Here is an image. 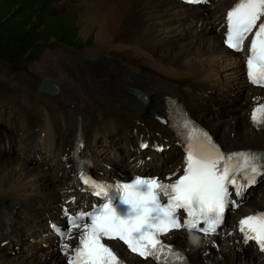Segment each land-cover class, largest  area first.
Masks as SVG:
<instances>
[{
	"label": "bare ground",
	"instance_id": "6f19581e",
	"mask_svg": "<svg viewBox=\"0 0 264 264\" xmlns=\"http://www.w3.org/2000/svg\"><path fill=\"white\" fill-rule=\"evenodd\" d=\"M234 1L219 0L217 3L213 0L212 4H216L214 8L210 10L205 8L202 12H195L193 7L189 9L174 0H91V6L86 4L89 7L86 12H83L78 25L81 27L80 34L82 36L92 35V45L95 49L87 53L85 58L94 60V62L102 59L106 65L97 68L93 65L94 62L85 61L83 56L80 60H75L69 56L79 64L72 62L66 55L59 54L55 57L57 61L55 66L59 67L60 65L67 72L62 75L59 74V69L56 71L55 66L52 67L53 59L45 57L42 61L44 66L41 67V63L39 64L38 74L44 80L54 83L58 94L50 97L42 92L43 89L42 91L40 88L38 89V86L32 87L30 91L35 99L41 97L57 103V115L45 107L39 109L40 114L45 116V124L43 126L33 123L31 127L34 132H37V134L34 133L35 137H43L48 155L53 154L51 151L49 154V150L58 147L56 155L59 157L57 159L63 161L64 164L61 167V164L57 162L55 169L50 172V178L46 177L40 181H35L45 165L42 160V166L39 168L38 166L25 167L12 158L7 159V161L0 159V205L3 204L0 208L9 211L11 214L15 206H20V210L32 209L27 211L29 221L25 219V224H18L11 217H6L5 212L0 217V231L5 233L0 235L9 238L13 243L12 247L25 242L20 241L22 240L19 237L20 233L14 234L13 231L23 227L27 228L33 237L43 235L44 232L39 228L42 219L46 216L55 218L57 207L59 208V205L67 198L76 194L74 178L71 176L74 173V167L73 165L68 167L69 162L65 159L69 156H64L71 152V150L66 151V148L72 147L77 131L80 133L81 142L86 148L91 147L95 141L94 137L100 134L105 140L114 134V137L119 136V139L125 140L126 138L125 144H130L131 139L127 135L115 134L110 121L112 111L120 112L123 115L126 114L125 112L136 111L134 115L136 120L140 122L146 120L148 133L156 132L163 136L162 134L166 133L167 130L157 123L155 117L158 114H167L169 108H166L167 97L172 96L185 108L192 119L204 125L215 138L221 140L228 148L264 150V129H259L251 118L253 110L259 105H264V90L254 88L246 82L244 58L240 54L228 52L222 46L224 31L218 29L226 10ZM184 19L190 20L189 23H185L186 27H166L167 24L172 26L173 22L180 23ZM164 35L169 37L175 35L176 37L169 41V45L165 49L161 44ZM159 47L161 48L160 52ZM227 56H232L233 62L223 64ZM115 62H121V64L115 67ZM81 64L87 69H81ZM240 64L242 69L238 67ZM76 66L83 76L79 77L77 69L75 70ZM93 66L94 72H92ZM231 66L236 67L232 68ZM50 67L53 69L52 74L50 69L48 70ZM228 67L234 69L231 76L235 80L233 84L235 89L242 95L240 103L227 106L226 110L214 115L197 113L196 109L210 99L209 94L212 95L213 93L210 87L220 82L221 73L227 71ZM105 80L108 84L104 86L102 84ZM71 82L78 83L89 99H104V104L101 105L100 109L84 108V106H89L84 99L85 97L82 100V95V97L79 95L80 98H76L75 95H65L61 91L63 87L68 88ZM128 87H136L146 93L149 101L147 109L150 110L149 114L152 121L146 119L149 116H146L145 109L137 105L134 98L127 93ZM0 88L3 92L0 97L8 98L9 90L6 89V86L2 84ZM41 94H44L45 97ZM116 96L119 98L118 102L112 99ZM69 99L77 102V105L75 107L71 105ZM66 101L68 105H66ZM81 110L87 112L89 116L86 122L87 115ZM77 117L80 118L77 119ZM26 118L28 120V117ZM53 127L60 128L58 145H56ZM40 132H42V137L39 136ZM178 155L180 156L179 159L177 156L174 157L175 162H179L181 159V154ZM115 156L116 154L110 157L109 161L94 157L97 159L94 160L93 166L100 167L103 173L101 174V170L98 168L92 170L97 174L114 176L115 172H111V169H108L109 166L118 170L125 166V162H123L125 158L119 159ZM32 157H34L33 154ZM72 159L73 157L70 158V161ZM104 165L109 166L104 169ZM117 165L120 167L118 168ZM86 167L89 168L88 165ZM48 171L50 170H46V172ZM60 171L66 172L65 177L58 176L61 175ZM57 172L58 181L62 180L61 186L55 190V195L45 196L38 188L50 192V185L56 180L54 175ZM22 186L25 187V190ZM77 197L79 200L80 195ZM263 209L264 204H259L257 197H255L253 200L247 201L245 206L238 211L237 216L242 217L245 214L255 213ZM37 210L41 211V216ZM4 216L5 218H3ZM169 237H171L170 241L179 244L180 248L187 253L190 264H206L204 262L211 256L213 258L210 264H264L255 253L248 248H237L238 245L236 244L232 246L233 248L228 246L227 250L224 249L220 253L209 250V255L206 256L207 241L203 238L189 237L183 232L170 234ZM33 246L37 247L38 250L22 257H18L17 254L10 253V251L0 253V264H64L54 249L42 251L36 244ZM130 261L134 264H152L134 257H130Z\"/></svg>",
	"mask_w": 264,
	"mask_h": 264
},
{
	"label": "snow or ice",
	"instance_id": "6c2138e0",
	"mask_svg": "<svg viewBox=\"0 0 264 264\" xmlns=\"http://www.w3.org/2000/svg\"><path fill=\"white\" fill-rule=\"evenodd\" d=\"M205 2L185 0L188 4ZM262 17L264 0H237L227 14L226 43L229 48L242 52L244 41L252 35L246 65L248 78L253 84L264 87ZM251 118L254 124L264 126V105L256 107ZM201 135L203 140L198 147L192 142L197 138L188 137L183 175L171 183L156 178H137L132 183L116 185L118 203H114L116 197L109 196L111 186L85 178L84 183L93 194L103 196L106 202L92 213H80L78 217L70 218L69 228L61 233L66 241L77 240L75 247L64 244L66 254H69L68 264H126L113 246L103 242L105 240L122 241L143 259L151 257L161 261L166 249L171 253L160 240L161 235L174 229L202 231L205 236L215 234L223 223L225 211L230 206H240L233 195L242 197L243 192L256 183L258 176H264V155L245 152L225 155L212 144L206 133ZM180 209L187 218L181 219ZM201 221L205 225L203 228L198 227ZM75 229L80 231L73 237ZM239 231L245 242L254 240L264 252V213L242 218Z\"/></svg>",
	"mask_w": 264,
	"mask_h": 264
},
{
	"label": "rangeland",
	"instance_id": "374dc122",
	"mask_svg": "<svg viewBox=\"0 0 264 264\" xmlns=\"http://www.w3.org/2000/svg\"><path fill=\"white\" fill-rule=\"evenodd\" d=\"M86 4L88 5L89 3H86L85 1H81V0H0V86L4 84L6 86V89L9 90L8 98H11V99L16 98L21 103L23 102L25 103L26 101L29 104V105H26L28 106L27 113H29V114H26V117H28V122L30 124L32 123L31 126L33 125V123H35V125L45 124V116L40 114V110H39V109H43L44 107L42 108L36 105L38 103L36 102L37 99L33 98V94L32 92H30L32 90V87L34 88L37 87L39 82L43 79L39 76L38 73L40 70L39 64L41 63L40 64L41 67L44 66L42 64L43 63L42 61L44 60V58L51 57L50 59H53L52 67L56 65L57 61L55 57H57V55L59 54L66 55V57L69 58L72 62H75V61H73L69 56H71L75 60H80V58L83 56V59L85 61L94 62V60H88L85 58L87 53L95 49L92 45L93 37L92 35L82 36L80 34L81 27L78 25V22L81 21L83 12L84 11L86 12L88 7L92 5L91 0H90L89 6H87ZM188 21L190 20L184 19L180 23L173 22L174 24L172 23V26L171 24H167L166 27L167 28H170L173 26L183 27L185 26V23H189ZM175 38H176L175 35L173 37L164 35L162 39L165 41L162 40L161 42L163 49H165L169 45L170 40H174ZM80 50H81V53H79ZM160 51H161V48L159 47V52ZM232 59H233L232 56H227L223 64L232 63L233 62ZM75 63H79V62H75ZM115 63H116L115 67H118L119 64H121V62H115ZM50 64H51V61H50ZM241 64L238 65L240 69H242ZM93 65L96 66L97 68H100V67L105 66L106 63L104 60L99 59L97 60V62H94ZM94 66H93L92 72H94ZM231 67L235 68L236 66H231ZM231 67H228L226 69L227 71H224L221 73L222 78L219 80L220 82H218L217 85L210 87V90L213 93L212 95L211 93L209 94L210 96L209 100H206L202 106H200L201 104L199 105L200 108L196 109L197 113H206L207 115H209L210 113L214 115L215 113H220L226 110L227 106H232V105L234 106L240 103V101L242 100V97H241L242 95L237 89H235L233 85L235 83V80L231 76V72L234 69H232ZM80 68L84 70L87 69L86 67L84 68L82 64ZM49 69L51 71L50 73L52 74L53 69L51 67L48 68V70ZM88 69L91 70L90 67H88ZM55 70L56 71L58 70V72L60 71L59 74H62V75L67 73L65 72L63 67L60 65L59 67L55 66ZM75 70L78 71L79 77L83 76V74L79 72V69L77 66ZM227 73H230V74H227ZM78 74H76V77H78ZM106 81L107 80L103 81L104 84L102 85L104 86L107 85L108 82ZM57 87L59 88V85ZM61 91L65 95H73V96L75 95L76 98H80V96L82 95L83 97L81 96L82 97L81 99L82 100L86 99L87 105H89V106H84V108L88 107L89 109H92V108L100 109L101 105L104 104L105 102V100L102 98L101 99L97 98L93 100L89 99L87 97L86 92H84L81 89L78 83L74 84L73 82H71L68 88L63 87ZM27 92L29 93L27 94ZM2 94L3 92L1 91V88H0V95ZM31 97L35 101L31 99ZM112 99L117 102L119 101V98L117 96L113 97ZM152 100L154 99L152 98ZM68 101H70L71 105H74V106L77 105V102H74L71 99H69ZM66 105H68L67 101H66ZM137 105L139 104L137 103ZM33 110L36 112H34ZM111 113H113V111ZM54 129L55 127H53V130ZM34 133L37 134L36 131ZM19 135H20V132L18 134V137ZM97 136L103 137L102 134L97 135ZM97 136L94 137L95 141L93 142L91 147H93L96 144ZM59 137H60V133L58 136H56V145H58ZM115 137L113 134L112 136L108 137L107 140L103 139V141L111 142L112 140L113 141V146H112L113 155L116 154L115 157H119V159H122L123 157L126 158L127 156V151L125 150L126 138L124 137L125 138L124 140L122 138L119 139V136H117L116 138ZM15 143H12V141L9 140L7 151L2 150L0 148V159H2L3 161H7V159L12 158L25 167L38 166L40 168L42 166V161L37 160L34 157H32L31 155L32 152L29 151L26 145H24L25 147L24 151L21 149V147L23 146L22 139H16ZM2 144H4V142L2 139H0V146ZM55 149H57L58 151V147H55ZM110 150H111V147H109V151ZM50 151L53 153V149L49 150V154H50ZM176 156L179 159L180 156L178 154ZM97 158H94V160H96ZM99 158H102L108 161L110 160L109 159L110 156L101 155L99 156ZM106 166H109V165H104L103 166L104 169H106ZM117 166L118 168L120 167L119 165ZM89 168L90 169L98 168L99 170H101L100 167L98 166H91ZM111 168H112L111 172H115L116 169L113 167ZM42 169L43 170L39 172L40 173L39 177L37 176L35 181H40L46 177L47 178L51 177V174H50L51 171L46 172V170L43 167ZM58 172L54 175L56 180H54V183L50 185L51 187L50 192L49 190L44 191L43 189L38 188L42 192V194H45V196L50 195V194L55 195L56 194L55 190H58L59 187L61 186L60 184L62 180L58 181V178L56 176ZM60 172H61V175H58V176L65 177L66 172L65 171L64 172L60 171ZM102 173L103 171L101 170V174ZM22 187L25 190V187L24 186ZM255 197H257L259 204H264V197L254 195L253 199ZM0 206H3V204H1ZM20 208H21L20 206H15L14 210H12L13 211L12 214L3 208H0V217L5 212L6 214L4 215L6 217L7 216L11 217L18 224H25V219L29 221L27 211L32 210V209L25 208L24 210L26 211H24V210H20ZM37 212L41 216V211L37 210ZM5 216L3 218H5ZM28 221L27 223H29ZM42 222H43V219H42ZM16 232L20 233L19 237L22 238V240L20 241H26L31 236H33V234L30 233L27 228H23V227H21L19 230L13 231L14 234H16ZM0 234H5V233L0 231ZM4 240H8V244L5 247H0V253L7 252V251H10V253H12L14 251L13 254H17L18 257H22L23 255H30L28 253H17V251L15 250V247H12L13 243L10 241V239L5 238L2 235H0V243ZM19 244L21 245L22 243H18L16 247L20 246ZM35 244L36 243L28 244L29 246L33 248L32 252L30 253L35 252L34 250H38L37 247L33 246ZM36 245L39 246L38 244ZM39 248L42 251L45 250V249H42L40 246ZM248 253H251V252L248 251Z\"/></svg>",
	"mask_w": 264,
	"mask_h": 264
},
{
	"label": "water",
	"instance_id": "95a60500",
	"mask_svg": "<svg viewBox=\"0 0 264 264\" xmlns=\"http://www.w3.org/2000/svg\"><path fill=\"white\" fill-rule=\"evenodd\" d=\"M47 85H48L47 83H45V82H42V86H45V87H47ZM51 88H52V87H51ZM51 88H50V89H51ZM135 93H136V94H138L137 92H135Z\"/></svg>",
	"mask_w": 264,
	"mask_h": 264
},
{
	"label": "trees",
	"instance_id": "16d2710c",
	"mask_svg": "<svg viewBox=\"0 0 264 264\" xmlns=\"http://www.w3.org/2000/svg\"><path fill=\"white\" fill-rule=\"evenodd\" d=\"M126 143V142H125Z\"/></svg>",
	"mask_w": 264,
	"mask_h": 264
}]
</instances>
